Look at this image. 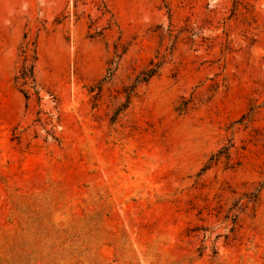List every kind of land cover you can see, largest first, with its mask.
Instances as JSON below:
<instances>
[{
	"label": "rangeland",
	"instance_id": "obj_1",
	"mask_svg": "<svg viewBox=\"0 0 264 264\" xmlns=\"http://www.w3.org/2000/svg\"><path fill=\"white\" fill-rule=\"evenodd\" d=\"M0 264H264V0H0Z\"/></svg>",
	"mask_w": 264,
	"mask_h": 264
},
{
	"label": "trees",
	"instance_id": "obj_2",
	"mask_svg": "<svg viewBox=\"0 0 264 264\" xmlns=\"http://www.w3.org/2000/svg\"><path fill=\"white\" fill-rule=\"evenodd\" d=\"M32 52L30 56L29 53ZM20 57H21V66L18 70L17 76L14 77V81L20 86V92L24 96L26 100H28L29 94L28 91L25 90L29 84V81L34 82V61L35 58V50L30 49V44L25 43L22 47H20ZM156 74V66L153 68L147 69L141 73V78H136L134 83L131 85V88H135V86L141 83H147L150 78H152Z\"/></svg>",
	"mask_w": 264,
	"mask_h": 264
}]
</instances>
